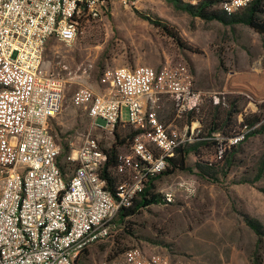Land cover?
Returning <instances> with one entry per match:
<instances>
[{"label": "built area", "instance_id": "built-area-1", "mask_svg": "<svg viewBox=\"0 0 264 264\" xmlns=\"http://www.w3.org/2000/svg\"><path fill=\"white\" fill-rule=\"evenodd\" d=\"M108 1L0 0V264H78L92 245L112 236L119 213L170 167L178 149L212 141L221 159L260 125L227 136L205 134L200 120L182 124L185 115L200 111L207 95L196 87L189 63L169 55L159 68L106 69L98 88L81 75L55 71L44 60L48 41L73 46L80 21L101 19ZM254 1L220 0L219 7L233 16ZM70 79L78 82L73 105L93 122L103 121L107 130L124 122L134 132L130 153L118 158L122 180L114 193L102 177L107 150L94 135L85 136L76 156L68 157L76 162L68 179L61 169L62 147L51 121L62 110ZM95 264L200 263L148 255L136 246Z\"/></svg>", "mask_w": 264, "mask_h": 264}, {"label": "rangeland", "instance_id": "rangeland-1", "mask_svg": "<svg viewBox=\"0 0 264 264\" xmlns=\"http://www.w3.org/2000/svg\"><path fill=\"white\" fill-rule=\"evenodd\" d=\"M198 2L109 0L101 19L80 21L82 29L73 46L48 41L44 60L55 71L72 78L81 75L85 84L98 88L106 69L159 68L169 55L189 63L196 87L207 95L194 115L206 132L210 113L223 117L235 110L240 112L232 116L233 132L242 128L244 118L254 115L261 119L255 128L259 130L264 125V37L245 24L196 17L190 6ZM214 9L221 11L219 4ZM77 87L71 79L65 85L62 110L51 121L53 136L62 147L60 165L66 179L76 168V162L67 159L76 156L85 136L94 135L102 149L110 150L118 133L126 139L120 152L129 154L133 132L124 122L113 130H107L103 121L93 122L86 110L72 103ZM159 116L167 120L164 111ZM181 123H190V116L181 118ZM197 153L189 155L188 171L153 182L152 192L164 199L162 203L118 222L112 236L92 245L78 264H95L136 246L148 255L167 254L200 264H264V236L258 237L245 222L249 217L264 228V132L251 135L223 162L213 145H201ZM198 161L207 168L206 177L195 168Z\"/></svg>", "mask_w": 264, "mask_h": 264}, {"label": "trees", "instance_id": "trees-1", "mask_svg": "<svg viewBox=\"0 0 264 264\" xmlns=\"http://www.w3.org/2000/svg\"><path fill=\"white\" fill-rule=\"evenodd\" d=\"M220 0H200L196 5L190 6V12L195 15L196 17H199L206 21H213L218 20L221 22H224L225 24L234 25V24H245L249 26L251 29H253L256 33L264 37V19L262 18V12L264 9V0H255L247 9L242 11L241 13L235 14L233 16L227 17L226 14H224L222 11L218 9H214V6L219 4ZM178 41V40H177ZM179 42V41H178ZM219 107L215 106V111ZM240 112V111H239ZM238 110L235 111H229L225 113V115L222 117L220 114H216L214 112L210 113L212 121L210 123V127L208 131L206 132L204 129L205 134H211L213 132L221 131L227 136L235 135L239 131L233 132L232 129H230L232 116L235 113H239ZM198 113V112H197ZM197 113H189L188 116H190V122L195 120H200L198 118H195L194 115ZM261 121L260 117L254 115L252 118H244V122L242 123L243 126L248 125L249 127L255 126L257 123ZM242 126V127H243ZM229 128V129H228ZM223 129L229 130V133L225 132ZM264 132V125H261L259 130H255L251 132L249 137L256 133H262ZM134 132H132V135L129 136V146L131 147V141L133 138ZM116 140L114 145H112L110 150H107L108 154V161L102 171V177L107 180L108 188L109 190L114 193L117 184L122 180L121 175L118 173V167L119 162L118 158L122 154L120 152V148L126 144V139L121 140L120 135L117 133ZM201 145H213L215 147V143L212 141H199L192 145H188L185 147H181L178 149L177 153L175 154L174 158L170 160L172 167L171 169H167L164 173L159 175L157 178H160L163 175H171L174 174L177 171L186 172L190 168L188 166V159L189 155L191 153L198 154L197 149ZM236 148H232L229 150L223 158L219 159L220 162H223V159L227 157L228 155H232L234 153ZM230 164V161H229ZM209 166L213 167L214 165L211 163H208ZM61 166V165H60ZM195 168L198 169L200 175L202 177H206L208 175V172L206 171V167L200 164L198 161L195 164ZM62 171L64 172L63 167L61 166ZM156 178V179H157ZM260 178V175L258 176ZM154 179V181L156 180ZM153 181V182H154ZM153 182H151L147 188L144 190V192L140 195V197L133 203V205L127 209L122 210L117 219L113 221L116 225L118 222H121L123 220H126L130 217H133L137 215L142 209H146L152 205L160 204L162 201H164L163 198L159 194H154L152 190ZM245 222L247 226L258 236L262 237L264 236V228L258 222L257 220H254L249 217H245ZM86 252V251H85Z\"/></svg>", "mask_w": 264, "mask_h": 264}, {"label": "crops", "instance_id": "crops-1", "mask_svg": "<svg viewBox=\"0 0 264 264\" xmlns=\"http://www.w3.org/2000/svg\"><path fill=\"white\" fill-rule=\"evenodd\" d=\"M194 75V74H193ZM194 78H195V75H194ZM195 84H196V81H195ZM197 86V85H196ZM258 110V108H256ZM170 114L174 116L175 114V110H170Z\"/></svg>", "mask_w": 264, "mask_h": 264}]
</instances>
